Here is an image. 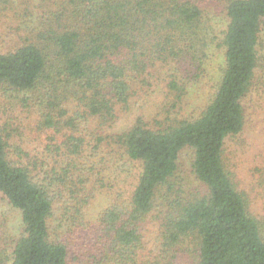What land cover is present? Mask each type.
I'll use <instances>...</instances> for the list:
<instances>
[{
    "label": "trees",
    "instance_id": "1",
    "mask_svg": "<svg viewBox=\"0 0 264 264\" xmlns=\"http://www.w3.org/2000/svg\"><path fill=\"white\" fill-rule=\"evenodd\" d=\"M70 4L50 11L32 39L0 53L3 98L24 95L39 114L30 137L10 141L11 119L0 127V195L23 226L8 261L0 250V264H175L188 240L194 264H264V216L224 158L246 126L264 0H225L219 35L201 0ZM212 47L222 52L220 79L190 109ZM134 107L132 122L116 131ZM186 148L195 195L175 181ZM116 155L138 164L137 183L90 228L82 221L106 176L126 174ZM157 198L166 211L147 246L144 223Z\"/></svg>",
    "mask_w": 264,
    "mask_h": 264
},
{
    "label": "rangeland",
    "instance_id": "2",
    "mask_svg": "<svg viewBox=\"0 0 264 264\" xmlns=\"http://www.w3.org/2000/svg\"><path fill=\"white\" fill-rule=\"evenodd\" d=\"M225 0H201V7L210 11L212 22L218 35L222 33L226 25L224 11ZM6 2V3H5ZM67 4V5H66ZM66 6L71 10L73 6L69 5V0H0V53L12 50L37 35L42 19L51 17L50 11L60 10V6ZM67 16V15H66ZM263 37V36H262ZM209 61L207 63V78L203 82L202 89L200 85L192 91V96L196 97L190 100V109L198 107L201 103L200 97L205 98L210 91L213 82H218L223 65L222 52L212 47ZM258 61L251 82L248 94L243 100L246 126L244 132L227 142L224 154L226 165L229 170L236 171L237 182L240 190H243L252 203L254 210L260 216H264V184H261L262 173H264V43L260 41L258 47ZM201 89V92H200ZM157 91V90H156ZM152 91L153 95L155 94ZM155 96V95H154ZM9 100L3 98L0 91V127L12 122L7 126L10 141L15 140V136L21 139V135L31 136L33 125L37 124L39 117L38 111H34V100H23L24 95L10 93ZM27 97V96H26ZM35 99V98H34ZM189 109L186 108V112ZM137 113V108L128 115L122 116L116 127V131L127 127ZM25 133V134H23ZM20 135V136H19ZM17 137V140H18ZM23 140L24 141V138ZM193 151L184 149L179 157V170L175 179L177 185L182 186L186 194H196L198 182L191 172V163ZM116 167L123 169L122 172L109 174L106 176V188L99 190L91 206L88 209L82 223L92 228L97 222L98 215L111 202H127L132 194V190L137 183L140 167L136 163H127L126 158L116 155ZM202 190V188H199ZM204 190V189H203ZM202 190V191H203ZM263 198V199H261ZM156 208L148 216L144 223L143 234L147 246H150L156 238L159 213L166 211L157 198L154 203ZM90 230L82 231L78 234L79 244L85 242ZM23 236V226L21 224L20 212L12 208L8 202L0 195V250L4 252L6 261L10 257L12 248L16 241ZM78 244V245H79ZM191 241H186L179 246L181 249L177 254L175 264H194V247Z\"/></svg>",
    "mask_w": 264,
    "mask_h": 264
}]
</instances>
